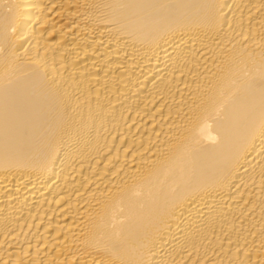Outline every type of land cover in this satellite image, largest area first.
Masks as SVG:
<instances>
[{"label": "bare ground", "instance_id": "bare-ground-1", "mask_svg": "<svg viewBox=\"0 0 264 264\" xmlns=\"http://www.w3.org/2000/svg\"><path fill=\"white\" fill-rule=\"evenodd\" d=\"M0 264H264V0H0Z\"/></svg>", "mask_w": 264, "mask_h": 264}]
</instances>
